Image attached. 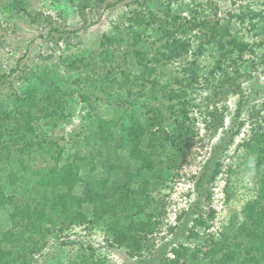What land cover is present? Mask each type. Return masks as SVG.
I'll return each mask as SVG.
<instances>
[{
	"label": "trees",
	"instance_id": "1",
	"mask_svg": "<svg viewBox=\"0 0 264 264\" xmlns=\"http://www.w3.org/2000/svg\"><path fill=\"white\" fill-rule=\"evenodd\" d=\"M55 1L70 14L84 15L96 6L93 0ZM168 3L165 14L173 21L149 7L136 10L128 29L114 27L89 56L68 58L63 71L42 65L34 84L0 104V264H39L37 258L53 242L76 228L99 227L111 248L125 249L132 259L152 253L153 238L163 228V187L193 145L188 140L195 120L191 112L199 106L197 85L211 82L209 74L217 79L207 99L211 138L225 127L227 109L220 104L232 93L243 96L232 124L238 127L235 136L247 124L234 122L245 102L236 78L241 62L249 63L245 56L255 55L256 48L244 41L239 27L249 21L255 29L256 20L264 23V12L246 5L245 12L213 22L201 4L175 8L177 0ZM28 8L29 0H0V19L28 14ZM150 31L162 40L160 47L150 40ZM206 52L217 59L211 70L198 60ZM190 55L195 59L184 68L187 82L179 81L178 89L162 85L165 68ZM257 64L251 66L257 69ZM248 118L254 127L238 147L245 155L227 173L230 186L235 177L239 183L229 187L227 182L225 191L228 203L242 184H253L242 217L237 215L218 240L208 237L206 253L203 245L180 244L163 264H264V103ZM76 119L78 129L70 140L61 137V144L57 130ZM222 168L218 162L208 183L216 182ZM209 228L200 214L190 238L204 239L201 232ZM91 258L79 255L68 264H91Z\"/></svg>",
	"mask_w": 264,
	"mask_h": 264
},
{
	"label": "rangeland",
	"instance_id": "2",
	"mask_svg": "<svg viewBox=\"0 0 264 264\" xmlns=\"http://www.w3.org/2000/svg\"><path fill=\"white\" fill-rule=\"evenodd\" d=\"M93 1L96 6L84 15H79L64 12L65 9L57 7L55 0H29L28 14L15 12L12 20L0 19V76L5 75L0 82V104H4V101L9 100L16 92H21L34 84L35 73L42 65L61 67L63 71L68 58L77 55L89 56L92 51L99 48L104 35L110 34L114 27L127 28L131 24L129 19L135 17L136 10L149 7L165 21L174 19L170 17L172 14L169 13L168 16L165 14L170 0ZM181 3L203 5L204 12L213 22L218 19L223 21L229 14L245 12L246 5H250L255 11L264 12V0H177V4L172 5L176 8ZM59 10L63 11L62 16L59 15ZM248 22L240 25V36L244 41L255 46L256 54L248 53L245 61L249 63L241 62L240 65L242 74L236 78V81L243 89L245 102L242 117L234 121L239 125L240 121L246 120L247 124L242 128L241 133L235 136L238 127L232 124L243 96L240 93H232L220 104L227 109L225 127L215 138H211V131L207 130L205 121L207 99L213 93L217 79L209 74L211 82L206 83L202 80L203 82L197 85L195 90L197 95L194 98L197 99L196 103L199 106L191 112L195 120L190 122L193 134L188 140V144L193 141V145L186 159L183 160V166L175 170L168 186L163 187L162 199L165 208L161 219L163 228L153 238L152 253L143 258L132 259L125 249L111 248L106 242L103 230L99 227L91 231L76 228L68 234V237L53 242L37 258L39 264H68L71 259H76L79 255H91L94 261L91 264H163L174 258L172 249L180 244L203 245V252L206 253L207 238L211 236L218 240L221 232L233 224L232 221L237 215L242 217L245 204L251 200L253 184L250 181L242 184L245 188L240 186L236 196L227 203L225 192L227 182L229 187L239 183V179L235 177L230 186L227 173L229 166L235 167V163H239L245 155V150L243 148L238 150V147L249 138L254 127L248 118V113L255 107L260 108L264 103V23L256 20L254 29ZM52 23L60 32L52 30ZM149 34L152 36L150 40L160 47L162 40L152 31ZM211 54L206 52L204 56L198 57L201 66L210 70V65L217 60L214 54ZM193 59L195 57L190 55L188 61L170 63L164 70L163 78L160 79L162 85L178 89L179 81L186 83L188 74L184 72V68L189 67ZM255 61L258 63L257 69L251 66ZM222 67L225 68V64ZM222 74L220 72L217 77ZM111 112L113 113L112 108ZM78 126L79 121L76 119L72 124H66L62 129H58L57 134L60 139L64 137L70 140V135L78 129ZM60 142L65 143L62 139ZM219 146L223 148L218 149ZM218 162L223 163V173L214 184H210L208 182ZM202 176L204 180H201ZM199 180L201 184L197 186ZM209 195L211 202L208 201ZM212 211H215V215L211 219ZM200 214L204 215L210 228L201 232L204 239L199 236V240L198 238L192 240L190 233L195 219ZM63 242H72L73 245ZM82 244H84L83 248H81Z\"/></svg>",
	"mask_w": 264,
	"mask_h": 264
}]
</instances>
